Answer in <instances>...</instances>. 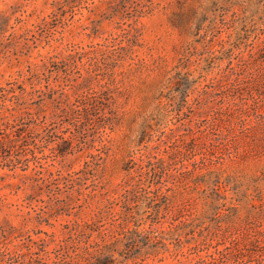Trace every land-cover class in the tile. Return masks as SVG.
<instances>
[{"label":"rangeland","instance_id":"rangeland-1","mask_svg":"<svg viewBox=\"0 0 264 264\" xmlns=\"http://www.w3.org/2000/svg\"><path fill=\"white\" fill-rule=\"evenodd\" d=\"M0 264H264V0H0Z\"/></svg>","mask_w":264,"mask_h":264},{"label":"trees","instance_id":"trees-1","mask_svg":"<svg viewBox=\"0 0 264 264\" xmlns=\"http://www.w3.org/2000/svg\"><path fill=\"white\" fill-rule=\"evenodd\" d=\"M87 104H89L92 108H95V107L100 106V105H102V106L105 105L103 103V101H102V97H100V95H96V94L91 95V97L88 98ZM89 248L96 249L97 253L98 252L100 253L103 250V247L100 244H96L94 246H90V247H88V249ZM93 258L96 259V260H99V258H97V256H95Z\"/></svg>","mask_w":264,"mask_h":264}]
</instances>
